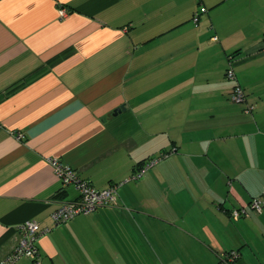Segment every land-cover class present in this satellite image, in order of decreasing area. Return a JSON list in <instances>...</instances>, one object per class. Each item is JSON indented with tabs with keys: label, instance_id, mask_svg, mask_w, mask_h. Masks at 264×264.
Masks as SVG:
<instances>
[{
	"label": "crops",
	"instance_id": "obj_1",
	"mask_svg": "<svg viewBox=\"0 0 264 264\" xmlns=\"http://www.w3.org/2000/svg\"><path fill=\"white\" fill-rule=\"evenodd\" d=\"M52 158L116 205L55 224ZM263 191L264 0H0V262L31 220L40 264H264Z\"/></svg>",
	"mask_w": 264,
	"mask_h": 264
},
{
	"label": "built area",
	"instance_id": "obj_2",
	"mask_svg": "<svg viewBox=\"0 0 264 264\" xmlns=\"http://www.w3.org/2000/svg\"><path fill=\"white\" fill-rule=\"evenodd\" d=\"M59 12L62 14L63 10L61 9ZM203 12H205L204 7L200 8L199 12L193 15L192 21L197 23L200 14ZM213 40H217V37L214 36ZM233 60L234 58H229L227 60L225 69V78L233 83L229 93V100L235 104H245L244 111L248 113L253 110L254 106L247 103L245 100L244 91L236 79ZM20 137L21 135L18 134L17 138ZM168 154L169 153H161L156 157L145 160L126 181H137L141 179L151 167L167 157ZM50 164L52 165L55 177L61 182L62 186H73L78 192V197L76 199L61 201L59 206L51 213V219L55 224L68 222L78 215H88L102 206L116 205L119 184H110L104 189H96L87 180L79 178L70 165L56 158L50 159ZM263 208L264 191L262 194L250 199L248 209L244 207L232 208L229 211V217L231 220H238L242 217H248L249 212L259 214ZM17 228L21 234L19 242L16 247L1 260L0 264H13L21 258H29L33 264H40L37 241L41 235L46 233L47 229L42 230L37 222L31 220H25L19 224ZM237 257L238 253L234 250L223 253L219 257L217 264H231Z\"/></svg>",
	"mask_w": 264,
	"mask_h": 264
},
{
	"label": "water",
	"instance_id": "obj_3",
	"mask_svg": "<svg viewBox=\"0 0 264 264\" xmlns=\"http://www.w3.org/2000/svg\"><path fill=\"white\" fill-rule=\"evenodd\" d=\"M121 110V108H117L116 110H114L109 116L111 115H115L117 112H119Z\"/></svg>",
	"mask_w": 264,
	"mask_h": 264
},
{
	"label": "trees",
	"instance_id": "obj_4",
	"mask_svg": "<svg viewBox=\"0 0 264 264\" xmlns=\"http://www.w3.org/2000/svg\"><path fill=\"white\" fill-rule=\"evenodd\" d=\"M195 13H196V12H195ZM229 58H234V57H233V55H229V56H228V59H229ZM232 85H233V84H232ZM239 85H240V84H239ZM240 86H241V85H240ZM242 89H243V88H242ZM243 91H244V90H243ZM245 100H246V98H245ZM229 101H230V100H229ZM230 102H231V101H230ZM232 103H233V102H232ZM234 104H235V103H234ZM239 105H240V104H239ZM165 153H166V152H165ZM142 163H143V162H142ZM142 163H141V164H142ZM237 253H238V252H237ZM232 263H233V262H231V264H232Z\"/></svg>",
	"mask_w": 264,
	"mask_h": 264
}]
</instances>
